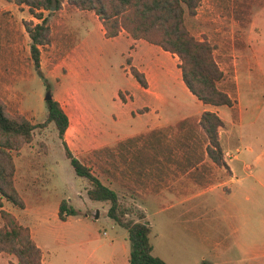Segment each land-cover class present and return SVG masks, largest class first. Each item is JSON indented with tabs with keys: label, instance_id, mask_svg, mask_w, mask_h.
I'll return each mask as SVG.
<instances>
[{
	"label": "rangeland",
	"instance_id": "374dc122",
	"mask_svg": "<svg viewBox=\"0 0 264 264\" xmlns=\"http://www.w3.org/2000/svg\"><path fill=\"white\" fill-rule=\"evenodd\" d=\"M43 14L49 41L40 46L41 77L24 28L25 21L39 20L27 5L0 0V101L7 112L33 124L43 122L49 90L68 116L64 140L72 153L119 196L144 210L152 253L168 264H264V0H201L194 16L185 14L189 32L213 45L224 72L218 85L236 100L233 107L197 100L164 75L175 68L172 54L141 45L142 61L160 68L154 86L160 96L150 94L125 70L130 43L122 35L105 38L93 11L62 0L58 10ZM119 91H127L132 100L122 103ZM143 106L150 110L132 114ZM202 108L216 111L224 121L219 136L231 174L210 160L198 164L197 155L189 153H201L196 142L203 138L196 137L193 118ZM187 115L191 120L182 126L165 129L153 142L131 144L122 153L100 137V124L123 136ZM137 151L162 159L143 169L137 163L131 170L128 158ZM11 154L14 185L25 207L2 199L3 208L29 227L43 264H129L127 231L107 216L108 203L87 197V181L74 173L53 123L35 128L32 141ZM168 164L182 173L190 169L184 177L190 188L182 189L180 197L172 196L161 177ZM187 196L190 201L178 202ZM62 199L77 212L66 220L57 216ZM0 264L18 261L0 253Z\"/></svg>",
	"mask_w": 264,
	"mask_h": 264
},
{
	"label": "trees",
	"instance_id": "16d2710c",
	"mask_svg": "<svg viewBox=\"0 0 264 264\" xmlns=\"http://www.w3.org/2000/svg\"><path fill=\"white\" fill-rule=\"evenodd\" d=\"M17 4L28 6L29 12L39 22H24L25 31L30 39V53L38 75L40 71V46L49 41L47 16L43 11L53 13L61 7L62 0H15ZM201 0H68L70 5L79 9L91 10L98 17L105 38H112L122 30L133 39H143L159 46L162 50L178 57L181 79L186 88L203 104L233 106L236 102L221 89L218 83L224 78L213 54V45L206 39H197L188 30L185 14L194 16ZM132 77L142 87L148 83L145 74L135 66L129 67ZM119 98L124 102L122 93ZM47 102V114L43 122L33 124L21 114H10L0 101V253L15 255L18 264H43L42 251L31 236L28 226L19 222L16 216L3 208L2 199L12 206L23 209L25 202L14 185V161L11 152L19 150L33 139L35 128L53 123L58 137L62 139L64 154L74 173L87 181L86 195L90 200L108 203L106 214L127 231L130 241L129 264H168L152 253L149 238L151 225L144 210L134 202L119 196L117 192L104 184L91 167L78 159L64 140L69 119L59 101ZM146 109V108H144ZM191 120L185 118L176 123L182 126ZM195 129H199L206 140L204 152L217 166H228L223 158L219 132L224 128L220 116L210 110H203L198 118H193ZM194 129L189 130V136ZM145 135H138L119 141L115 148L130 150ZM147 140V137H146ZM128 145V147H127ZM107 148H101V150ZM99 151V150H97ZM142 151H137L139 156ZM196 156V151H189ZM77 214L62 199L57 216L66 220V216ZM202 264H211L203 261Z\"/></svg>",
	"mask_w": 264,
	"mask_h": 264
},
{
	"label": "crops",
	"instance_id": "0c3cea01",
	"mask_svg": "<svg viewBox=\"0 0 264 264\" xmlns=\"http://www.w3.org/2000/svg\"><path fill=\"white\" fill-rule=\"evenodd\" d=\"M124 36L125 39L130 43V51L128 52L129 54V57L131 59L130 63H129V67L130 66H135L138 70L142 71L144 74H145V77H146V80H147V87H142L141 85L137 84L145 89L146 92L150 93V94H154L156 96H160L159 93H156V88H154V86L157 85V82L160 78V74L158 73L159 72V66L158 65H151V63L149 61H146V62H143L142 61V57H141V54L139 52V47L141 45H148L150 47H153L154 49H156L157 47L160 48L159 46L157 45H154V44H151L143 39H133L126 31L122 30L118 33V35H116L115 37H112V38H116L118 36ZM110 38V39H112ZM151 44V45H150ZM154 45V46H153ZM164 51V50H163ZM166 52V51H165ZM173 59H174V65H175V68L174 69H167L165 70L164 72V75L166 77H171L174 81H176L179 85L183 86L184 83L182 82V79H181V73H180V69L178 67V57L176 58L175 55H172ZM126 71L128 70L129 71V68L125 69ZM130 73V72H129ZM132 76V75H131ZM183 87L186 88V86L184 85ZM187 89V88H186ZM188 90V89H187ZM189 91V90H188ZM122 95L124 96L125 98V101L123 102L121 99V102L122 103H125L127 102L128 100H132V95L128 94L127 91V94L130 96V98H127V95L125 96V92H122ZM190 92V91H189ZM194 96V95H193ZM207 105H210V104H207ZM215 106V105H213ZM220 106V105H219ZM228 107H233V106H228ZM146 108V109H144ZM150 110V107L149 106H143L141 108H138L136 109V111L132 112V114H136V115H139V114H145L146 112H148ZM203 110H207L206 108H202L201 110H199L196 114H194L195 116H199V114L203 111ZM157 111V109L155 110ZM210 111H213V110H210ZM216 112V111H214ZM217 113V112H216ZM218 114V113H217ZM194 116V118H195ZM220 116V115H219ZM192 116L190 115H187L182 119H185V118H190ZM221 118V117H220ZM222 119V118H221ZM180 120V119H179ZM179 120H176V121H161V120H158L157 122H155L153 125H146V128L143 130V131H140V132H136V133H131V134H124L123 136L119 135V133L115 132V131H112V132H109V130H105V128L102 126V124H100L101 126V130L102 133L100 132V137L102 138H105L107 137L109 139L108 143H111V144H115V146L117 145V143L119 141H123V140H127L129 138H133V137H136L138 135H145V137H143V139H141L140 141L142 142H145L146 140V137H147V141L146 142H153L154 139L158 140L160 138V135L163 134L164 130L165 129H173V128H176V123L179 121ZM223 120V119H222ZM101 122V121H100ZM224 122V121H223ZM67 132V129L65 131V133ZM64 133V134H65ZM196 137L197 138H200L202 139L200 142H196V148H198L197 146L199 145L200 143V150H201V153H199L198 150H196V155L199 159V163L198 164H201V163H205L206 161L210 160V158L206 155V153L204 152V149H205V146L207 144L206 140L204 139V137L200 134V130H198L196 132ZM138 142V141H137ZM136 142V143H137ZM107 143V142H106ZM105 144V143H104ZM146 144V143H145ZM199 149V148H198ZM140 158V160H138ZM162 158L160 157V155H158V157H156L155 154H152L150 152H146V153H142L140 154L139 156H133V158H128V161H129V168L131 170H135L136 166H138L137 163H140V167L143 169L145 166H148L146 163L147 162H151V161H160ZM210 163L214 164L211 160H210ZM227 163V162H226ZM197 164V165H198ZM216 165V164H215ZM150 166V165H149ZM165 168L167 167L166 165H163ZM169 166V169H167L165 172L166 174L161 176L163 177V179L166 181V186H167V190L170 191L172 193V196H178L180 197L181 195V192H182V189H188L190 188L189 186H187V182L185 181L184 177L186 176V174L190 171V169L186 170V172L182 173L179 169H175V166ZM217 166V165H216ZM227 166H228V169L230 174L232 173V170L230 168V166L228 165L227 163ZM135 167V168H134ZM159 167V166H158ZM219 167V166H217ZM146 169H149V168H146ZM204 173V172H203ZM204 175V174H203ZM158 179V178H157ZM190 185H192L191 183H189ZM193 186V185H192ZM155 191H158V190H155ZM191 200V197L190 196H187V197H184V198H180L178 200V202H186V201H190ZM138 206V205H137Z\"/></svg>",
	"mask_w": 264,
	"mask_h": 264
},
{
	"label": "water",
	"instance_id": "95a60500",
	"mask_svg": "<svg viewBox=\"0 0 264 264\" xmlns=\"http://www.w3.org/2000/svg\"><path fill=\"white\" fill-rule=\"evenodd\" d=\"M52 99V94L51 92L48 90L45 96V100L48 101ZM98 217V211L96 210L95 214L93 215V218H97Z\"/></svg>",
	"mask_w": 264,
	"mask_h": 264
}]
</instances>
